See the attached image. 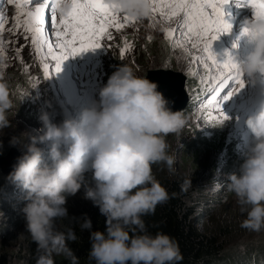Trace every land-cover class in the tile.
Listing matches in <instances>:
<instances>
[{"label":"clouds","instance_id":"9594fccd","mask_svg":"<svg viewBox=\"0 0 264 264\" xmlns=\"http://www.w3.org/2000/svg\"><path fill=\"white\" fill-rule=\"evenodd\" d=\"M107 2L114 12L131 19L151 14L149 0ZM52 6L58 15L71 9L68 0H52ZM246 27L253 47L237 66L241 77L254 82L257 74L264 76V19H252ZM172 103L156 82L123 65L100 89L98 101L77 118L53 123L47 112H41L39 135L11 138L10 145H19L22 155L5 181L23 193L20 211L37 246L35 264H54V255L79 264L67 247L75 233L59 231L56 221L67 217V197L82 188L83 198L105 217L102 232L91 231L87 217L79 222L82 231L89 230V264H180L183 256L175 238L160 231L149 233L142 219L168 199L151 165L165 163L169 172L174 171L166 138L179 133L186 117L185 109L173 111ZM14 107L9 84L0 74V133L11 126ZM245 126L252 143L238 171L228 175L226 187L244 214L241 226L260 232L264 230V106L245 120ZM38 145L48 146L47 159Z\"/></svg>","mask_w":264,"mask_h":264},{"label":"rangeland","instance_id":"374dc122","mask_svg":"<svg viewBox=\"0 0 264 264\" xmlns=\"http://www.w3.org/2000/svg\"><path fill=\"white\" fill-rule=\"evenodd\" d=\"M223 12L225 20L232 26L231 31L221 34L212 42V52L217 62H223L230 56L234 63L240 64L253 47L247 36L241 35L242 29L251 19L242 6L237 7L233 3L227 4ZM17 14L15 4L9 5L7 0H0V16L5 17V27L0 31V74L9 84L15 105L9 114L11 126L0 133L2 143L9 144L12 137H19L22 133L39 135L41 112H47L53 123H60L65 118H77L82 110L98 101L100 89L123 65L142 76L149 70L179 73L185 77L184 91L189 110L183 113L186 117L185 126L179 133L166 138L168 152L174 158V171L182 176L187 174L190 166L189 163L183 165L182 159H189L188 155L196 153L198 163L203 164L201 174L205 187L196 206V214H202L205 220L212 221L216 219L217 210L225 215L233 213V218L222 216L229 220V224L236 225V229H232L236 236L228 243L231 248L246 251L247 247L264 245V230L254 232L241 226L244 214L240 212L235 196L226 187L228 175L238 171L243 155L252 143L245 120L264 106V76L257 74L254 82L242 76L244 87L239 88L230 99L223 100L228 93L226 89L219 99L222 101L220 108L228 119L210 121L201 104L207 95L208 69L190 62V57L198 56L199 53L189 52L188 48L175 40H166L167 26L174 27V18L161 19L157 13L151 21L147 17L125 25L120 30L112 28L111 38L102 41L104 48L69 57L61 65L59 73H53L49 79H45L41 63L44 58L34 55L30 41H25L23 28H16L15 35L8 31L13 25L12 17ZM50 24L49 14L45 27ZM121 49L125 52L123 58ZM47 62L53 63L50 59ZM231 87L230 84L229 89ZM210 111L216 115L214 109ZM219 133L221 135H216ZM216 139L220 141L218 147L210 152L205 151L203 147ZM223 146L229 152L220 151ZM38 147L47 159L48 146ZM9 148H15L22 155L20 148L11 145ZM86 177H90V174ZM219 204L226 206L219 208Z\"/></svg>","mask_w":264,"mask_h":264},{"label":"snow or ice","instance_id":"6c2138e0","mask_svg":"<svg viewBox=\"0 0 264 264\" xmlns=\"http://www.w3.org/2000/svg\"><path fill=\"white\" fill-rule=\"evenodd\" d=\"M68 2L71 9L67 14L58 15L52 6V0H7L9 5L15 4L18 13L12 17L13 25L8 31L15 35L16 28H23L25 41H30L34 55H42L44 58L41 63L45 79H49L53 73H59L61 65L69 57L104 48L102 41L111 38L110 29L120 30L125 25L138 22L127 15L114 12L107 0ZM229 2L230 0H149V21L157 13L161 19L174 18V27L167 26L166 40H175L188 48L189 52L199 53L198 56L190 57V62L208 69L207 95L201 104L208 113L206 118L210 121L227 120L228 117L220 108L221 94L228 89L227 95L223 97V100H228L239 88L244 87L242 74L232 58L228 56L223 62H217L212 52V42L221 34L231 31L232 26L225 20L223 12ZM231 2L237 7H250L253 12L252 19H264V0ZM29 4L31 7H28ZM49 14L51 24L45 27ZM4 27L5 17L0 16V31ZM248 32L249 29L245 26L241 35H247ZM235 46L234 44L233 47ZM124 55L125 52L121 49V57ZM49 59L53 63H48ZM210 109H214L216 115H212Z\"/></svg>","mask_w":264,"mask_h":264},{"label":"trees","instance_id":"16d2710c","mask_svg":"<svg viewBox=\"0 0 264 264\" xmlns=\"http://www.w3.org/2000/svg\"><path fill=\"white\" fill-rule=\"evenodd\" d=\"M188 110L187 106L183 113ZM218 144L220 141L216 139L203 148L210 152ZM9 145L0 141V158L6 155ZM16 148H20L19 145ZM220 151L229 152L226 146L220 147ZM189 156V159H182L183 165L189 163L190 166L188 173L183 176L175 171L169 172L165 163L151 165L152 174L166 189L168 199L158 204L153 213L142 217L147 231L153 235L160 231L175 238L183 256L180 264H264V245L247 247L246 251L228 245L236 236L232 230L233 227L236 229V225L229 224V220L222 216L233 218V213L225 215L217 210L216 219L212 221L205 220L202 214H196V206L205 188L201 174L203 164L198 163L196 153ZM191 171L193 174H190ZM5 177L0 172V264H35L37 246L27 233L24 215L20 211L25 203L23 193L6 183ZM86 178L90 180V177ZM224 205L219 204V208ZM64 207L67 217L58 219L56 228L59 231L71 229L75 233L76 239L68 241L67 247L78 258L79 264H89V230L82 231L79 222L87 217L91 221V231L102 232L105 229V217L90 200L83 198V188L76 195L67 197ZM53 260L54 264H70L64 255H54Z\"/></svg>","mask_w":264,"mask_h":264},{"label":"water","instance_id":"95a60500","mask_svg":"<svg viewBox=\"0 0 264 264\" xmlns=\"http://www.w3.org/2000/svg\"><path fill=\"white\" fill-rule=\"evenodd\" d=\"M150 81L158 84V90L166 98L173 101L171 107L173 111H183L188 102L187 95L184 91L185 77L179 73L163 70H149L145 75ZM20 154L15 148H10L5 157L0 158V172L7 176L12 171Z\"/></svg>","mask_w":264,"mask_h":264},{"label":"bare ground","instance_id":"6f19581e","mask_svg":"<svg viewBox=\"0 0 264 264\" xmlns=\"http://www.w3.org/2000/svg\"><path fill=\"white\" fill-rule=\"evenodd\" d=\"M246 26V25H245Z\"/></svg>","mask_w":264,"mask_h":264}]
</instances>
